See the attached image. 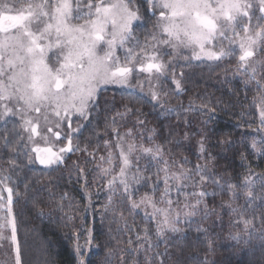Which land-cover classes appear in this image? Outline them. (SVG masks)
<instances>
[{"label":"snow or ice","instance_id":"1","mask_svg":"<svg viewBox=\"0 0 264 264\" xmlns=\"http://www.w3.org/2000/svg\"><path fill=\"white\" fill-rule=\"evenodd\" d=\"M150 22L141 39L137 29ZM194 62L223 66L229 98L204 92L171 104L189 90L183 69ZM109 86L121 90L119 107L115 97L102 103ZM238 91L243 102H234ZM237 104L236 126L252 132L234 140L210 125ZM145 107L175 123L149 128ZM193 114L203 117L194 158L178 159L174 148H192L181 129ZM229 152L239 168L217 165ZM250 157L264 160V0H0V249L12 264H24L29 211L61 214L69 227L77 219L68 191L48 189L44 199L25 173L36 164L69 169L67 161L83 211H97L93 197L103 193L102 228L107 222L102 247L93 229L81 243L84 230L73 227L74 264H234L212 259L220 245L247 257L235 264H264V171ZM209 220L221 230L204 226ZM190 230L196 241L186 245Z\"/></svg>","mask_w":264,"mask_h":264},{"label":"trees","instance_id":"2","mask_svg":"<svg viewBox=\"0 0 264 264\" xmlns=\"http://www.w3.org/2000/svg\"><path fill=\"white\" fill-rule=\"evenodd\" d=\"M143 26H141V28ZM184 72L186 74V79L188 78L189 74H192V79L186 85L189 90L179 97L173 95L171 97V104L173 106H175L181 100L187 104L189 97H195L198 93L203 94L204 92H207L209 96H215L217 98H229L230 94L228 93V90L222 83H220V76L224 75L223 66L221 68H217L215 71L209 74H206L199 67L188 68V70L184 68ZM217 73H219V75H217ZM201 78H203L205 81L204 83L199 82ZM235 83L236 82H234V84ZM168 87L171 89L172 86L169 85ZM238 87H242V85ZM121 95V90L107 89L105 91V96L102 98V103L104 100L112 101L115 97V104L117 107H119L121 103ZM252 95V93H249V100H251ZM236 101H244V95L239 91L237 97L234 98V102ZM246 104L247 102H245V106ZM108 107L111 108V104H109ZM144 111L147 113L146 119L149 121V128L154 126L160 127L161 122H163L164 127H168L169 124L175 123L174 117H161L158 120L157 113L150 112L147 107L144 108ZM240 111L241 108L239 104H237V107L231 108L230 112L220 111L210 127L214 129L216 133L227 131L231 133L234 140H239L243 132H252V129H249L247 125H244L243 128H238L236 126L237 123H242V121H240L239 117L236 115ZM191 119L193 120L191 128L181 129V132H189L192 148L191 150L184 147L174 148L173 151L177 153L178 159L180 155L187 156L189 159L194 158L195 140L198 139L194 133L198 127L202 126L200 125V120L203 119V117L193 114ZM99 130H103L102 125L100 126ZM238 148L240 150H245L242 144L238 145ZM218 151V149H214L213 155H216ZM76 159L77 156H72V160ZM230 162L231 165L236 168H239L241 164L239 156L234 155V152L227 153V158H223L222 156L217 157V165L221 168L228 165ZM249 162L256 171H264V160L250 157ZM67 163L69 165V169L61 168L58 171L45 170L43 166H40L39 164L31 166V170L25 169V173H27V178L29 181H40L39 183L32 184L34 192H38L42 198L47 199L48 189L57 195H59L62 191H68L70 195L74 197L75 203L78 205L80 211L75 212V214H78L76 215L77 219L74 221L71 227L65 226V223L59 218L61 214L54 213L52 216L37 217L35 214L29 211L24 216V224L22 227V231L26 229L28 232L27 250L24 254V264H74L72 256L73 241L70 239L72 236L73 227L77 231H80L81 229L84 230L81 232V243L84 242V236L86 235L87 229L94 230L93 235L97 245L102 247L106 242V237L101 236L100 233L106 229L107 222L102 228L99 213V202H103L104 194L101 193L99 202H96L97 198L95 196L93 197V207L97 209V211L89 209L88 212H84L83 209L85 208L87 201L83 198L82 193L79 191V186L75 183L74 179H69L71 161H67ZM89 167H91V165H89ZM15 207L16 210L19 211L21 205H16ZM45 210L48 211V209ZM136 219L137 222H139V216L136 217ZM81 220H83V223H81ZM227 220L228 217L224 216V235H227ZM209 225L214 227L216 232L221 230L219 225H212L211 220L205 222L204 226ZM193 227H195V225H193ZM195 241L196 235L191 230L188 232L187 236L183 238V243L186 245L192 244ZM203 247V240H201L199 242V249L201 252L203 251ZM94 259L102 260L103 254L98 257H94ZM212 259L221 262L231 259L235 264L236 261H246L247 257L244 255L230 257L228 255L227 247L220 245L217 248L215 257H212ZM3 260H7V264H12V253L7 248L0 249V261Z\"/></svg>","mask_w":264,"mask_h":264},{"label":"rangeland","instance_id":"3","mask_svg":"<svg viewBox=\"0 0 264 264\" xmlns=\"http://www.w3.org/2000/svg\"><path fill=\"white\" fill-rule=\"evenodd\" d=\"M143 26V25H142ZM152 28V23L150 22V23H147L146 25H144L142 28L140 27V28H138L137 29V35L138 36H140V38L141 39H143V37L147 34V32H148V30H150ZM118 54L119 55H123V50L122 49H120V50H118ZM185 54H187V53H185ZM235 62H233V64H234ZM199 64V62H194L193 63V66L192 67H199L200 69H202L206 74H209V73H212L213 71H210L209 70V68H208V66L206 65V64H200L199 66H197ZM191 67V68H192ZM217 69V68H216ZM215 69V70H216ZM180 70V68L178 67L177 68V71H179ZM186 70H188V68H186ZM214 70V71H215ZM183 71H184V69H183ZM231 73H230V70H229V73H228V75H230ZM107 89H117V88H115V87H113V86H109ZM107 89H105L104 90V92H103V97L105 96V91L107 90ZM117 90H120V89H117ZM102 97V98H103ZM130 126V125H129ZM121 131H123V128L121 129ZM58 143V142H57ZM39 146L40 147H45L46 145L43 143V142H40L39 143ZM40 166H42V165H40ZM75 215H78V214H75Z\"/></svg>","mask_w":264,"mask_h":264}]
</instances>
